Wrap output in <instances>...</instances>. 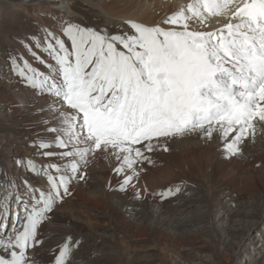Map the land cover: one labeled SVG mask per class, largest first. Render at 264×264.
<instances>
[{
	"label": "snow or ice",
	"instance_id": "1",
	"mask_svg": "<svg viewBox=\"0 0 264 264\" xmlns=\"http://www.w3.org/2000/svg\"><path fill=\"white\" fill-rule=\"evenodd\" d=\"M187 12L191 16L182 9L162 21L178 27L127 21L131 32L123 34L109 35L67 20L61 22L59 35L42 29L43 38L31 36V44L21 43L48 72L22 55H9L10 70L26 87L54 96L53 103L62 101L72 114L59 113L67 138L59 134L61 128L49 127L47 132L57 133L53 139L38 135L29 144L42 158H54L52 162L38 169L31 158L16 161L26 172L42 174L47 190L24 181L26 202L20 185L5 179L9 195L0 219V264H35L30 250L42 243L38 229L71 195V183L85 179L79 169L90 153L115 157L119 163L113 172L122 177L117 190L127 192L135 187L137 166L153 164L147 153L160 147L167 151L162 138L197 133L210 140L220 131L226 140L232 133L224 144L228 159L240 153L252 122L264 121V0H194ZM203 13L222 17V26L190 30L188 21L194 16L203 22ZM7 175L0 172V177ZM179 191L176 186L156 195L166 199ZM134 198H140L139 190ZM70 253L66 242L54 264H67Z\"/></svg>",
	"mask_w": 264,
	"mask_h": 264
},
{
	"label": "bare ground",
	"instance_id": "2",
	"mask_svg": "<svg viewBox=\"0 0 264 264\" xmlns=\"http://www.w3.org/2000/svg\"><path fill=\"white\" fill-rule=\"evenodd\" d=\"M34 1L22 0L18 4L33 17L41 31L47 28L59 35L61 22L64 20L73 22L76 17L72 12L73 0H37L39 5H35ZM80 1L101 15L99 18L104 19L106 25L128 26L126 22L133 21L145 26L159 24L164 28L178 27L163 24L162 21L182 9L186 15L191 16V13L187 12V7L194 3V0ZM35 10L38 12L33 13ZM42 13L46 14L44 21L40 18ZM201 19L193 16L188 21L189 29L207 32L222 26V17L208 16L207 13H203V22ZM27 42L32 43L29 39ZM33 50L44 60H49L47 55L35 49L34 45ZM23 57L42 72L48 70L45 65L39 67L40 64L33 59L27 50ZM1 86L2 81L0 80ZM14 93L15 88L8 80L7 85L2 87L0 91V107L8 109V122L13 121L16 114L23 123L27 124L25 128L31 130L32 127L33 130L31 131L34 134H38L40 138L46 140H49L51 135L50 132L46 131L48 128L46 124L53 122L61 127L62 132L59 134L66 137L68 133L64 131L63 121L59 115L60 110H57L60 104L52 103L55 106L53 107L51 101L46 98L39 102L35 97L28 95L23 98H15ZM36 106L39 109H36ZM47 108L52 110L51 114H47L46 119L39 120L37 110L43 112ZM252 124L253 128L248 130L247 138L239 145L240 153L228 159L224 158V144L231 139L232 133L228 135L226 140L221 139L220 131L214 132L213 138L210 140L201 138L197 133L171 139L162 138V140H167V151L160 147L152 153H147L152 157L153 164L149 165L145 162L137 166L138 177L133 181L135 187H129L127 192L118 191L113 196L116 206H114L112 198L107 195V192L110 187L118 188V183L122 179L113 172L119 162L115 157L101 152L90 153L84 179L87 184L81 183V186L77 188L70 185L71 195L65 196L63 201L57 204L50 219L42 224L40 231L50 232L54 231L53 227H56L55 231L60 233L59 237L57 235V241L60 242L64 237L71 234V230L75 231L80 227V232H85L87 236L96 237L113 244L115 250L109 256L112 260L116 257L118 264H196L189 262L188 259L181 260L174 256L176 251L180 256H185L184 253L189 248L193 250L194 245L196 247L200 245L196 242L198 239L187 231L190 226L196 225L200 219L197 218V215L189 214V210L188 214L185 212L186 206L193 207L197 203L196 198L190 196L191 198L184 199L180 197L177 200L180 201V205L177 207L181 208L174 209L173 206L169 207L171 202H163L154 193H147L150 191L143 190L139 193V199L134 198L135 194L139 188H144L151 183L153 185L158 182L162 185L184 183L187 182L186 178L198 185L210 184L220 189L233 184L238 187L239 191L249 190L248 193L251 196H256L255 203L245 207L246 211L242 215L245 223L254 225L262 221L264 219V121L257 118ZM215 127L220 129V125H215ZM33 140L35 137L23 134L15 144L11 145L12 147L7 142L0 141L6 162L5 166L7 170L12 172L11 179L9 176L0 177V189L3 190L2 193L5 192L6 197L9 193L5 179L20 185V193L24 194L26 202H29V199L24 193V181H28L36 188L47 190L48 185L42 174H30L23 167H18L16 163L17 158H31L39 169L41 165L52 162L54 158H42L37 154L36 149L29 146ZM23 147L27 148L24 152H22ZM79 147H83V145H79ZM51 150L56 151L57 149ZM71 160L72 158L68 159V161ZM56 162L58 163L57 160ZM64 163L65 161H63ZM11 165L12 169L9 168ZM139 168H143V171H139ZM0 172H2L1 166ZM193 188V186L187 188L192 195ZM229 192L218 195H222L223 198L217 200L216 202L219 203H215V206H218L221 211L222 199L231 196ZM36 194L38 195V192ZM12 195L15 196V190H13ZM4 203L5 200L0 199L2 209L0 219H3ZM21 212H23L22 208ZM15 213L16 209L13 210V216ZM99 228L106 230V237L97 235ZM245 241L246 243L249 241L248 244L252 245L250 239ZM259 241L263 245L255 249L254 259L247 258V264H264V238L262 234ZM43 258L41 262L46 264L52 260V253L43 252ZM95 262L99 263L98 261Z\"/></svg>",
	"mask_w": 264,
	"mask_h": 264
},
{
	"label": "rangeland",
	"instance_id": "3",
	"mask_svg": "<svg viewBox=\"0 0 264 264\" xmlns=\"http://www.w3.org/2000/svg\"><path fill=\"white\" fill-rule=\"evenodd\" d=\"M20 1L22 0L0 1V80L2 81L0 91L2 87L7 85L9 80L11 85L15 88V93L13 94L15 98H23L28 95L35 97L39 100V102L41 99L46 98L50 100L51 105L55 107L53 105V102L56 99L54 96L51 97L52 95H38L37 92L31 87H26L24 81H22L18 76H15L10 70V65L8 63L9 55L11 54L19 57L26 53V49L24 48L21 41L28 40L29 37L36 35L43 38V32L40 30L39 25L35 23L33 17L18 4ZM33 3L35 5H39L37 0H35ZM36 10L33 11V13H37L38 11ZM72 12H74V15L76 16L73 22L78 25L91 27L96 30L103 29L106 30L109 35L131 32L129 27L125 24V26H121L120 24L106 25L104 19L102 20L99 18L101 15L94 11V9L86 7L80 0H73ZM40 18L44 21L46 14L42 13ZM41 66L43 65L40 64L39 67ZM43 72H48V70H43ZM59 104L60 106L57 110L69 115L72 114V110L64 106L62 101H60ZM35 108L39 109L37 106ZM50 108H47L43 112L37 110L39 120L46 119V115L51 114L52 110H50ZM7 116L8 109L6 107H0V141L7 142L11 146L15 144L23 134H27L29 137L33 136L35 137V140L37 139L38 134H34V132L31 131L33 130L32 127L31 130L25 128L27 124L23 123L16 114V118L13 117L14 120L11 122H8L9 119H7ZM46 127L61 128L58 124L53 122L46 124ZM61 132L62 130L60 133ZM56 135L57 133H51L49 139H53ZM67 135L68 134H66V137ZM26 149L27 148L23 147L22 152H24ZM3 155V150L0 147V166L2 168V173H8L11 175L12 172L7 170V167L5 166L6 162ZM57 161L58 163L61 162L60 164H63V161L58 159ZM9 168L12 169V165ZM79 170L85 174L86 165H81ZM10 175L7 176L10 178ZM186 181L187 182H184L185 184L177 182L162 185L158 184L160 183L158 182L157 184L153 185V183H151L148 186H145L146 188H139V193H141L143 190H146L150 191L147 192L148 194L154 193L156 195L157 193L164 192L170 188L179 186L180 191L175 195L167 197L166 199L157 195L163 200V202H171L169 207L173 206L174 209L181 208L177 207L180 205V201H177L179 200L178 198H196L197 203L193 207L186 206L185 212L187 214L190 212L189 214L191 215H197V218L200 219L196 225L190 226V228L187 230L196 239H198L196 242L200 245L198 247L194 245L193 250L189 248L188 251H185V256H180L177 251L175 252L174 256L181 260L188 259L189 262H194L196 264H247V258L254 259L255 249L260 248L261 245H263V243L259 241V237H261L262 234L264 238V219L254 225H247L242 219V215L246 211L245 207L255 203L256 196H251V194L248 193L249 190L244 192L239 191L238 187L233 184L229 186L227 185L226 188L220 189L210 184H207L206 186L198 185L189 178H186ZM81 183L87 184L85 180H76L71 183V186L77 188L81 186ZM188 186L194 187L193 195L190 193L191 191L187 190ZM230 190L231 192H229ZM2 191L3 190L0 189V199L5 200V192L2 193ZM228 192L231 193V196L229 195V197L226 199H222L223 206L221 211L218 206H215V203H217L216 201L220 200L221 197L223 198L222 195L218 196L220 193L228 194ZM117 193L118 190L115 187H110L107 192V195L112 198L114 206H116V204L114 202L113 196ZM257 203L259 204V202ZM14 209H16V203L15 196L12 195V214ZM1 211L2 209L0 207V216ZM17 227H20V225L18 224ZM55 228L56 227H53L54 231L49 232L44 230L42 232L40 231L42 229L41 225V227L38 229L39 238L42 237V243L39 247L30 250V254H34L37 258L35 264H42L41 261L44 259L43 252L45 251L52 253V260L46 264H54V256L57 254L58 249L66 242L71 245V253L67 260V264H118L116 257H114L112 260L109 256L111 252L115 250L114 245L110 242L99 240L96 237L87 236L85 232H80V227H78V229L75 231L71 230L70 235H67L60 242H58L57 238L60 236V233L55 231ZM47 232L49 235H47ZM98 234L103 237H106L107 235L106 230L101 228L97 229V235ZM246 239H250V243L252 245L248 244L249 241L246 243ZM183 250H185V248H183ZM95 261H98L99 263H96Z\"/></svg>",
	"mask_w": 264,
	"mask_h": 264
}]
</instances>
